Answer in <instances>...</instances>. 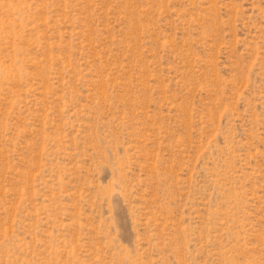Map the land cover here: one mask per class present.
I'll return each instance as SVG.
<instances>
[{"label":"rangeland","instance_id":"rangeland-1","mask_svg":"<svg viewBox=\"0 0 264 264\" xmlns=\"http://www.w3.org/2000/svg\"><path fill=\"white\" fill-rule=\"evenodd\" d=\"M0 264H264V0H0Z\"/></svg>","mask_w":264,"mask_h":264}]
</instances>
